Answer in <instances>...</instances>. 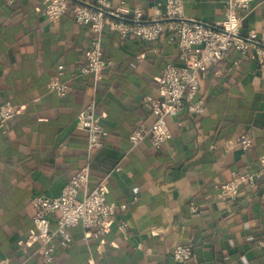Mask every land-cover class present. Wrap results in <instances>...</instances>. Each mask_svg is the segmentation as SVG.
<instances>
[{"label": "crops", "instance_id": "1", "mask_svg": "<svg viewBox=\"0 0 264 264\" xmlns=\"http://www.w3.org/2000/svg\"><path fill=\"white\" fill-rule=\"evenodd\" d=\"M109 1L138 7L148 21L160 20L154 9L164 2ZM225 1L183 0V13L212 27L224 18ZM71 8L49 21L40 0H0V103L9 100L17 108L0 129V258L45 264L38 244L27 243L36 211L31 199L59 195L87 163V189L103 180L107 200L127 207L110 218L102 235L80 224L69 227V244L58 246L48 264H264V175L253 187L242 184L233 200L221 198L218 188L233 171L255 170L264 154V68L255 48L248 45L245 54L230 49L200 73L197 96L204 109L196 118L170 113L171 135L161 146L148 137L131 144L130 130L155 117L143 98L159 97L156 78L166 62L180 63L173 31L142 40L106 30L102 45L111 65L94 82L80 71L92 33L74 20ZM239 14L242 35L250 28L263 32L264 0H251ZM60 63L68 86L61 97L47 85ZM92 100L107 135L88 151L76 117ZM241 133L251 136L249 151L235 143ZM57 215H49L52 226ZM121 220L128 223L125 233L116 226ZM184 243L193 256L179 262L169 250Z\"/></svg>", "mask_w": 264, "mask_h": 264}, {"label": "built area", "instance_id": "2", "mask_svg": "<svg viewBox=\"0 0 264 264\" xmlns=\"http://www.w3.org/2000/svg\"><path fill=\"white\" fill-rule=\"evenodd\" d=\"M14 4L16 0H5ZM251 0H226L224 2V18L214 26H207L199 21L187 20L183 13V0H164L161 7H156L154 13L160 20L148 21L143 18L141 9L130 7L125 3L113 4L109 0H98V5L89 7L71 0H41V13L49 20L56 21L60 15L71 8L74 20L89 27L92 33L89 46L85 49V62L80 71L92 76L98 81L111 65V60L104 55L102 37L105 31H115L122 38L129 36L142 40H157L164 29L173 31V38L178 47L177 57L180 63L166 62L156 78L159 97L146 95L143 105L153 114L150 124L141 123L130 130L128 137L131 144H136L145 138L159 147L171 135L168 128L170 113H184L189 118H196L205 107V100L197 96L199 75L212 69L217 62L226 56L230 49L245 54L248 45L255 48V55L261 67L264 68V30L258 32L250 28L245 35L241 34L240 10L246 9ZM73 3V4H72ZM72 4V6H71ZM120 18H115L105 14ZM122 18V19H121ZM57 76L47 82L48 88L59 97L65 96L67 84L60 79L63 65L58 66ZM17 112L15 105L6 100L0 103V129L5 131L7 123ZM77 127L85 128L86 148L92 151L103 145L107 135L101 124V114L96 111V101H90L77 114ZM235 143L243 151H249L252 140L250 134L241 133L235 138ZM255 170H236L230 179L219 184V195L223 199H235L242 184L255 186L264 175V154L258 158ZM90 168L86 163L74 172L61 193L51 197L36 194L31 201L36 211L31 221L34 230L27 236V243H37V249L42 254V260L48 264L54 258L58 246L65 247L71 237L69 227L80 224L86 232L102 235L110 229L109 220L119 209L127 207L126 202H110L106 198L107 187L99 180L95 187L88 190ZM83 188L81 195L80 189ZM191 211L196 206L191 204ZM57 211L55 225L52 226L50 213ZM117 228L125 233L128 223L117 222ZM24 250L25 247H22ZM171 256L184 262L193 256L188 243L175 244L169 250ZM0 264H13L8 257L0 258Z\"/></svg>", "mask_w": 264, "mask_h": 264}, {"label": "water", "instance_id": "3", "mask_svg": "<svg viewBox=\"0 0 264 264\" xmlns=\"http://www.w3.org/2000/svg\"><path fill=\"white\" fill-rule=\"evenodd\" d=\"M71 1H73V2H79V3H82V4H84V5H87V4H85L82 0H71ZM87 6H89V5H87ZM89 7H95L94 5L93 6H89ZM105 14L106 15H108V16H112V17H115V18H120V17H118V16H115V15H112L111 13L109 14V13H107V12H105ZM122 19V18H121Z\"/></svg>", "mask_w": 264, "mask_h": 264}, {"label": "trees", "instance_id": "4", "mask_svg": "<svg viewBox=\"0 0 264 264\" xmlns=\"http://www.w3.org/2000/svg\"><path fill=\"white\" fill-rule=\"evenodd\" d=\"M40 3H41V0H40ZM72 4H73V3H72ZM72 4H71V5H72ZM42 6H43V5H42V3H41V10H42ZM54 77H55V76H54ZM54 77H52V78H54ZM52 78H51V79H52ZM49 80H50V79H49ZM49 80H48V81H49ZM14 105H15V104H14ZM6 128H7V126H6ZM5 130H6V129H5Z\"/></svg>", "mask_w": 264, "mask_h": 264}]
</instances>
